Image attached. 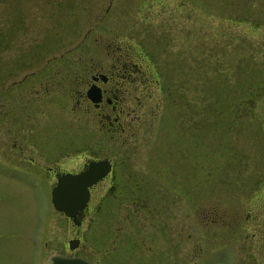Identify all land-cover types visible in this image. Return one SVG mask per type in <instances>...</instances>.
<instances>
[{"label":"rangeland","instance_id":"rangeland-1","mask_svg":"<svg viewBox=\"0 0 264 264\" xmlns=\"http://www.w3.org/2000/svg\"><path fill=\"white\" fill-rule=\"evenodd\" d=\"M121 54L106 129L81 81ZM0 117V264H264V0H0ZM95 158L74 226L49 191Z\"/></svg>","mask_w":264,"mask_h":264},{"label":"water","instance_id":"water-1","mask_svg":"<svg viewBox=\"0 0 264 264\" xmlns=\"http://www.w3.org/2000/svg\"><path fill=\"white\" fill-rule=\"evenodd\" d=\"M86 96L91 102L96 103L99 100L97 89L90 87ZM109 170V164L106 160L88 162L86 167L76 174L63 173L57 176L55 185L50 191V202L53 208L62 212L70 218L74 225H78V215L83 210L87 198L88 187L103 177ZM76 240H70L69 248L76 246ZM42 264H92L78 256L50 255Z\"/></svg>","mask_w":264,"mask_h":264},{"label":"flooded vegetation","instance_id":"flooded-vegetation-1","mask_svg":"<svg viewBox=\"0 0 264 264\" xmlns=\"http://www.w3.org/2000/svg\"><path fill=\"white\" fill-rule=\"evenodd\" d=\"M121 56H124V55L121 54L119 57H117V59H115V61L117 62L116 66H114L112 68H110V67L106 68L105 71L101 70L100 68L94 69V67H90L86 71V74H85V75H87V77L85 78L84 81H81L82 85H83V83H85L88 87H93V88L98 90L99 100L96 103L91 102V100L86 95H85V97H83V99L85 100V103L90 105L91 108H94L95 110L98 111L97 115H98L99 119L109 123L106 127L104 122H100L106 129L113 126L114 123L117 122L116 118L113 117V123H112L110 121V115L114 114L115 112L118 113L120 110V107H121L120 106L121 100L119 99V96L117 94V92H118L117 87H119L118 85L121 81L122 82L124 81L125 75H129L133 72L132 69H130V68H132V66L134 64L131 63L129 66L126 65L125 61L121 60ZM92 66H96V63H94V65H92ZM135 70H137V69H135ZM136 72H138V71H136ZM143 74L144 73L142 72V75ZM83 99H82V101H84ZM12 123H13V121H11V119L0 117V155H2L3 151L6 152L7 151L6 148H9L10 146H11L10 147L11 150H12V147H13V149L19 150L18 147H16L13 144L14 138L12 137V134H13ZM10 140L12 141V144H9ZM85 161L86 160L82 161L81 167L86 163ZM4 163L6 164V167H7V165L9 166V160H6V159L1 160L0 159V164L4 165ZM77 171H75V172H77ZM111 172H112V164L110 166L109 173H107L102 179H100V182L103 181L106 177H111L112 176ZM59 173H62V172L55 173V178ZM72 173H74V172H72ZM54 182H55V179H54ZM108 183L110 184L109 179H108ZM89 200H90V192H89ZM88 203H89V201H88ZM86 209H84L83 212H85ZM83 212L80 214V217H82Z\"/></svg>","mask_w":264,"mask_h":264}]
</instances>
